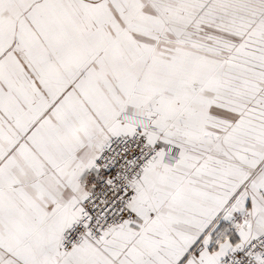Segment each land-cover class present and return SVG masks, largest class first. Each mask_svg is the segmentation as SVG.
<instances>
[{"label": "snow or ice", "instance_id": "obj_1", "mask_svg": "<svg viewBox=\"0 0 264 264\" xmlns=\"http://www.w3.org/2000/svg\"><path fill=\"white\" fill-rule=\"evenodd\" d=\"M0 264H264V0H0Z\"/></svg>", "mask_w": 264, "mask_h": 264}]
</instances>
